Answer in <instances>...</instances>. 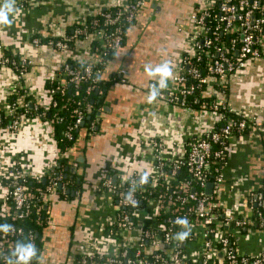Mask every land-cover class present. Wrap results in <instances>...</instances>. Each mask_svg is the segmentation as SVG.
Wrapping results in <instances>:
<instances>
[{
	"label": "built area",
	"instance_id": "obj_1",
	"mask_svg": "<svg viewBox=\"0 0 264 264\" xmlns=\"http://www.w3.org/2000/svg\"><path fill=\"white\" fill-rule=\"evenodd\" d=\"M31 1L47 0H15L14 8L25 7ZM146 1L130 0L114 11L94 13L90 20L95 28L93 33L83 24L69 35L47 40L48 45L61 50L70 49L71 43L79 39L95 42L97 63L103 67L96 69V63L81 69L67 61L60 74L49 80V105L31 106L36 116L46 118L54 128V122H60L61 118L50 119L46 114L51 106L58 105L54 99L57 92L64 93L70 84L77 89L90 79L93 83L87 86V91L95 88L109 62L106 57L124 43V26L135 20ZM189 27L180 70L174 76L176 88L161 89L158 98L176 106L214 113L216 124L190 139L179 153L169 156L164 139L151 138L146 145L154 160L151 172L134 170L116 182L108 177L97 184L96 188L107 194L111 215L106 231L114 237L113 248L104 253L97 245H91L82 253L80 264H264V250L244 251L241 244L243 234L264 232V188L247 195L249 213L230 209L223 200L234 188L229 186L225 175L232 138L249 132L256 123L245 115L228 116L227 112L233 110L222 89L221 97L202 109V86H225L249 63L264 58V0H203L190 15ZM33 42L40 45L43 40L35 35ZM204 54L211 60L205 71ZM30 63L25 58L0 56V65L12 64L17 69L18 82ZM120 80L126 81L122 76ZM12 91L20 94L25 89L17 85ZM9 104L4 116L0 110V132L13 134L19 131L30 104L17 100ZM76 116L75 123L65 131L67 139L73 138L74 128L83 122V110L77 109ZM218 124L221 127L217 130ZM56 148V157L45 170L30 171L19 157L8 153L0 137V227L13 221L7 224L10 226L7 234L0 231V264H15L13 252L21 245L19 236L24 234L37 252L33 231L15 222L24 221L34 211L40 213L43 203L58 189L67 190L63 171L57 170V161L67 151L62 153ZM145 176L147 180L142 182ZM42 180H48L44 187H40ZM124 234L134 235V241L124 238ZM34 259L29 264H34Z\"/></svg>",
	"mask_w": 264,
	"mask_h": 264
},
{
	"label": "crops",
	"instance_id": "obj_2",
	"mask_svg": "<svg viewBox=\"0 0 264 264\" xmlns=\"http://www.w3.org/2000/svg\"><path fill=\"white\" fill-rule=\"evenodd\" d=\"M129 1H31L18 8V13L10 14L12 23L0 25V56L25 58L31 63L20 82L12 64L0 65V110L6 112L12 99L20 104L47 107L51 98L49 80L60 74L67 61L98 62L93 42L88 39L72 42L68 50L53 48L47 40L69 35L99 10ZM202 3L203 0H147L129 24L123 45L109 60L101 77L111 78V82L97 112L95 129L87 133L81 128L65 154L67 183L75 180L81 188L69 189L68 197H60L59 193L50 196L45 206L48 224L43 231V246L34 264H76L78 256L91 245L110 252L114 237L106 227L111 210L107 194L97 189V184L108 177L116 182L134 170L151 172L154 160L146 146L151 138L164 139L169 156L179 153L190 139L216 124L214 113L176 106L158 96L152 103L147 101L149 86L152 82L158 84L159 77L147 76L146 65L155 68L169 62L173 75L164 89L176 88L174 76L180 70L181 54L188 42L190 15ZM35 35L43 43L35 45ZM115 75L118 80H114ZM120 76L126 81L122 82ZM17 85L25 92L12 91ZM225 86L228 91L223 97L233 112L256 123L246 134L232 138L225 170L229 186L234 188L223 200L228 208L245 214L249 213L247 195L264 188V58L249 63ZM210 91L215 92L213 87ZM21 122L16 133L1 131V140L8 153L19 157L30 171L42 172L56 157L54 128L49 120L35 115L23 117ZM123 237L135 239L130 234ZM241 244L244 251L264 250V232L243 234Z\"/></svg>",
	"mask_w": 264,
	"mask_h": 264
},
{
	"label": "trees",
	"instance_id": "obj_3",
	"mask_svg": "<svg viewBox=\"0 0 264 264\" xmlns=\"http://www.w3.org/2000/svg\"><path fill=\"white\" fill-rule=\"evenodd\" d=\"M117 7H112L109 9H103V11L106 10H115ZM92 16L89 17V20L87 21L86 25L88 27L89 33H93L95 31V28L92 27L91 24V18ZM134 21V20H133ZM132 21V22H133ZM131 22V23H132ZM130 23L126 24L124 26V34L126 36L127 28ZM99 27H103L102 24H100ZM98 27V28H99ZM71 34V33H70ZM94 47L96 48L97 44L93 42ZM115 53L109 54L106 59L110 60ZM18 60V58H15ZM72 65L77 66L81 69H83L86 64H80L76 63L75 61H69ZM211 63V60L208 56L205 54L202 57V70L205 71L207 66ZM29 67V66H28ZM103 65L100 63H97L95 68L99 69L102 68ZM114 80H118V75L114 76ZM111 78L109 80H104L101 77L98 78V80L95 83V88L91 90L90 92L87 91V86L93 83V80H88L84 81L80 87L77 89L74 88V85L70 84L67 85V88L64 93L57 92L54 95V99L57 100L58 105L56 107L51 106L46 114L47 118L53 119L54 117L58 116L61 118L60 122H54V139L56 142L57 147L60 149L62 153H65L68 149H70L73 146V143L76 139V136L78 134V131L81 128L86 129L87 133L94 131L95 125H96V120H97V112L101 108L104 98H105V91L106 88L110 85ZM48 85H50L48 83ZM210 87L208 85L202 86V109L203 106L209 107L210 104L213 103V101L218 98V94L220 90L222 89L224 93H227L228 89L226 86H223L221 84H213V88L215 92L210 91ZM219 92H217V91ZM217 92V93H216ZM10 101H15V99H12ZM28 113L27 116H36V112L34 111V108L31 107V105H28ZM80 109L83 110L84 112V119L83 125H79L77 128H74L73 130V138L72 139H67L65 138V131L69 125H73L76 121V110ZM20 110V109H19ZM41 111V109H40ZM2 115L4 116L5 112L1 111ZM228 116L231 118H238L239 114L235 112H227ZM221 126L218 124L215 129H219ZM247 130L244 131L242 134H246ZM58 171H63L64 174V184L68 182V177L66 175V169L65 167L67 166V158L65 156L61 157L58 161ZM47 181H41L40 182V187H44L47 184ZM71 183H67V190L75 189V188H81V183H77L75 180H72ZM34 186H37L38 184L36 182H33ZM64 191L63 189H58L57 193H59L60 197H68L69 192ZM48 205V203H43L42 208L40 210V213H37L36 211L32 212L27 219L24 221H19L15 222L17 225L23 226L27 231L32 230L34 233V241L36 243V257L34 259V263L36 261V258L38 256L39 250L43 246V231L46 225L48 224V219H47V208L45 207ZM12 223V220L6 221L3 224H8ZM18 242L21 245H27L30 243V240L28 239L27 235L24 234L23 236H19ZM82 255H79L77 258V263L80 264Z\"/></svg>",
	"mask_w": 264,
	"mask_h": 264
},
{
	"label": "clouds",
	"instance_id": "obj_4",
	"mask_svg": "<svg viewBox=\"0 0 264 264\" xmlns=\"http://www.w3.org/2000/svg\"><path fill=\"white\" fill-rule=\"evenodd\" d=\"M15 0H2L0 3V25H10L12 23L9 20V15L13 13H18L19 9L14 8ZM145 73L151 78L159 77L158 84L150 86L149 93L147 95L148 103H152L160 95L161 89L167 87V81L172 77L173 72L169 62H165L153 68L151 65L145 66ZM147 177L143 178L142 182H146ZM9 225L5 224L0 227V231L8 233ZM184 237H181L183 240ZM13 255L16 257L15 264H29V261L36 257V249L34 244L30 243L28 245H17Z\"/></svg>",
	"mask_w": 264,
	"mask_h": 264
},
{
	"label": "rangeland",
	"instance_id": "obj_5",
	"mask_svg": "<svg viewBox=\"0 0 264 264\" xmlns=\"http://www.w3.org/2000/svg\"><path fill=\"white\" fill-rule=\"evenodd\" d=\"M185 45V44H184ZM50 101H51V98H50V100H49V103H50ZM148 211V210H147ZM93 213H97L96 211H93ZM99 214V213H98ZM89 221V223L91 222L90 220H88ZM95 224V222L94 223H91L90 225H88V226H86V228H85V230H87V229H89L91 226H93Z\"/></svg>",
	"mask_w": 264,
	"mask_h": 264
},
{
	"label": "water",
	"instance_id": "obj_6",
	"mask_svg": "<svg viewBox=\"0 0 264 264\" xmlns=\"http://www.w3.org/2000/svg\"><path fill=\"white\" fill-rule=\"evenodd\" d=\"M84 124V122H82V124L81 125H83ZM61 187V186H60ZM211 187H212V184L210 183L209 184V192H211ZM70 190H68V192H69ZM72 193H73V191H72Z\"/></svg>",
	"mask_w": 264,
	"mask_h": 264
}]
</instances>
